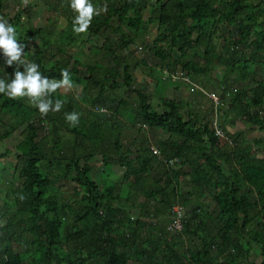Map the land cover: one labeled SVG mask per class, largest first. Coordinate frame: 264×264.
I'll use <instances>...</instances> for the list:
<instances>
[{
  "label": "trees",
  "instance_id": "obj_1",
  "mask_svg": "<svg viewBox=\"0 0 264 264\" xmlns=\"http://www.w3.org/2000/svg\"><path fill=\"white\" fill-rule=\"evenodd\" d=\"M38 1L66 25L58 28L48 18L40 27H23L25 9L8 17L6 0H0V16L21 28L24 59L49 79H61L67 68L82 90L53 93L64 106L47 116L27 98L0 94V145L24 126L15 146L0 149V264H264V157L227 129L241 119L249 132H264V0H91L106 11L80 34L73 32L70 0ZM149 24L156 25L150 42L142 37ZM76 44L91 56L76 58ZM137 45L147 53L140 60L130 50ZM217 66L223 83L237 74L241 84L229 89L219 125L231 144L219 140L206 117L185 116L184 102L163 98L156 110L151 96L134 87L137 68L180 70L196 79ZM15 70L0 50V79L10 82ZM119 89L136 97L132 127L166 134L157 142L160 156L146 137L134 150L125 145L112 119L93 114ZM117 104L115 110L128 115L130 104ZM72 112L79 114L75 127L66 120ZM9 155L11 179L4 180L1 160ZM96 156L103 172L112 174L114 165L122 175L99 182ZM62 181L73 185L74 196L61 191ZM176 204L185 208L183 228L171 233Z\"/></svg>",
  "mask_w": 264,
  "mask_h": 264
},
{
  "label": "rangeland",
  "instance_id": "obj_2",
  "mask_svg": "<svg viewBox=\"0 0 264 264\" xmlns=\"http://www.w3.org/2000/svg\"><path fill=\"white\" fill-rule=\"evenodd\" d=\"M25 9V12L21 18V25L23 27H25L26 25L28 26H33V27H40L42 25H44L48 18L49 21H57V27L58 28H63L66 25V20L65 18L61 17V16H56L55 14H51L48 12V8L47 6L43 5L42 2H39L38 0H27V3H25V0H6L5 5H4V13L7 14L8 17H13L18 10H23ZM150 10L149 8L146 9L144 11V20L146 21L149 16H150ZM77 15V13H74V19L75 16ZM47 22V23H48ZM17 31L20 32L21 28H17ZM156 35V25L154 24H149L144 30H143V34L142 37H144V39L148 40L149 42L153 40V38ZM36 44H39L37 39H34ZM217 40V39H216ZM94 44L96 45H100L102 44V40L94 38L92 41ZM139 45H142L141 43H138ZM78 44H76V46L74 47V49H72V52L74 53V56L76 58H78L79 60L83 61L86 60L87 58H89L91 55L88 52V50L84 47H77ZM138 46V45H137ZM133 52V56L136 59H142L144 54H147L146 52L144 53L142 51V53L137 52L136 51V46H132L130 49ZM24 56L26 54V50H24ZM151 59V58H150ZM148 60V62H150V64L152 62L151 60ZM160 68H154L152 69H146L145 67L143 68H137V70L134 72L135 77H136V81L134 82V87L135 88H139V89H143L144 91H146L147 94H149L151 96V105L154 109L159 110L158 109V104L160 102L161 99L165 98V99H175V100H179L182 102H189L192 100H196L199 101L198 98V94L192 91H184V94L179 93V91H181L182 86L180 85H176L174 86L177 81H173L171 80V77L169 76V71H167L166 73L162 72L160 73ZM151 71V72H150ZM180 71V70H179ZM211 76L212 79H208L210 77H206V76H201L198 77L199 79H203L204 81H202L205 85L206 88L205 90L201 88L200 82L198 81H194L193 79L189 78L193 84L196 83L197 86L202 89L201 92L202 94H204V96L208 97V94H215L218 98H219V103L217 106V116L215 115V112H213V116L212 114H209V107L207 108V121L210 123V125L212 126L213 121H217V124L220 125L222 122V119L224 118V110L227 108V106L229 105V99H230V90H236L238 89L241 84L239 82H231V77L227 80L228 83L225 84L223 83V68L221 66H217L214 67V69L211 72ZM161 74V76H160ZM235 75V74H233ZM232 75V77H233ZM163 79H162V78ZM170 78V79H169ZM206 78V81L205 79ZM218 82V83H217ZM179 84V83H178ZM193 84H184V89H187V87H193L196 88L195 85L193 86ZM224 87L228 89V91H224ZM198 89V90H200ZM82 90V85H75L73 83V87L70 90H65V89H58L57 90V96H66L68 94H79ZM214 90V91H213ZM112 94V93H111ZM209 98V97H208ZM136 97H134V94L130 97L127 98L126 94H125V90L123 89H119L118 91H116L115 93H113V96L111 98V101L109 102L108 100L105 99V102H100L96 105V107L93 108V114L96 116L101 117L102 119H112V121L114 123H116L118 126L122 129V134H123V139H125V141L128 143L131 135L133 134H139V133H143L145 135L146 138L150 139L153 143L152 145H154L155 148H157V140L158 137L161 136L162 131H151V132H142V131H136L130 124L129 121H135V112L133 110H131L132 106H134L135 104V100ZM210 99V98H209ZM127 101L128 104V109H127V113L128 115L125 114L124 111H122V108L120 107L119 109L115 110L118 106L117 102L118 101ZM211 101H213L211 99ZM214 102V101H213ZM187 107V108H186ZM190 108V109H189ZM193 109V111L195 112V108L194 106H185L182 108L181 112L184 113V115L186 116L189 112H191ZM214 110V108H213ZM133 111V112H132ZM215 111V110H214ZM210 115V116H209ZM212 118V120H211ZM24 126L18 128V130H16V132L13 133L11 138H8L7 140H5L3 142V144L0 145V149L7 147L10 148L12 146H15V144L20 140L21 138V132L23 131ZM146 131V130H144ZM128 139V140H127ZM255 140H261L260 144L256 145L254 143ZM130 144V143H129ZM242 146H251L252 151L254 154H256V156L258 157H264V132H260V131H255L254 133H249L246 138L243 140L242 142ZM13 160V156L9 155L8 158H4L1 160V162L7 167V171L5 172V174L3 175V179L4 180H10L11 179V168H10V164ZM93 161L95 162V166L97 168V171L94 172V177L99 181V182H104L107 180V178H109L110 180H115L118 179L123 172V169L117 167V166H112V174H110V172H108V170H106L105 172H103V168L104 166L102 165V161L101 158L96 156L94 157ZM106 169V168H105ZM104 169V170H105ZM102 170V171H101ZM110 176V177H109ZM185 183V179L182 180V187H181V192L183 194H185L188 191V187L186 185H184ZM61 191L64 192L66 195H68V197L70 196H74L73 194V185L71 183H68L66 181H62L61 182ZM79 193H82V190L79 191ZM2 193L0 195V204H1V199H2ZM187 207H191V205H188ZM138 212L137 211H133V215L135 216ZM253 259H256L254 256H252Z\"/></svg>",
  "mask_w": 264,
  "mask_h": 264
},
{
  "label": "clouds",
  "instance_id": "obj_3",
  "mask_svg": "<svg viewBox=\"0 0 264 264\" xmlns=\"http://www.w3.org/2000/svg\"><path fill=\"white\" fill-rule=\"evenodd\" d=\"M70 7L77 13L73 21V32L76 34L87 32L93 17L106 11L105 8L94 7L91 0H70ZM17 35V28L0 16V50L6 57V64H15L17 69L10 82L0 79V94L13 100L27 98V102L37 108L42 116H47L49 112H59L64 101L53 100L51 97L58 89L70 90L73 87L69 70L61 69L59 80L43 76L38 64L24 59L27 45L20 43ZM20 66H23V71L19 70ZM66 120L75 127L79 123V114L68 113Z\"/></svg>",
  "mask_w": 264,
  "mask_h": 264
},
{
  "label": "crops",
  "instance_id": "obj_4",
  "mask_svg": "<svg viewBox=\"0 0 264 264\" xmlns=\"http://www.w3.org/2000/svg\"><path fill=\"white\" fill-rule=\"evenodd\" d=\"M5 15H6V13H5ZM139 47V46H138ZM138 47H137V49H136V51L137 52H140V53H142V51H138ZM164 72V73H166L167 72V70H165V69H162V70H160V73H162V72ZM180 73H182L181 71H175L174 72V74H176V75H179ZM212 74V73H211ZM211 74H210V78H208L209 80L210 79H212V76H211ZM160 76H161V74H160ZM237 74H235V75H233V77H231V82H233V83H235L236 81H237ZM162 78V77H161ZM185 78L186 79H188V80H185ZM163 79V78H162ZM170 79V78H169ZM205 79V81H206V78H204ZM171 80H173V81H177V83L174 85V86H176V85H180V86H182V88H181V91H179V93H181V94H184V91L186 90L187 92L188 91H192V92H195V93H197L198 95V98H199V101H194V100H192V101H189V102H184V104H185V106H194V108H195V112L193 111V109H191L192 111V113H194L195 115H197V116H199L200 118H203V117H207V108L209 107L210 109H208L210 112H209V114H212V116H213V112H215V115L217 116V106H218V104H215L213 101H211V99H209L207 96H204V94H202V92H201V90L202 89H204L205 90V88H206V85L202 82V81H204L203 79H199L198 77L196 78V79H193L194 81H199L200 82V85H201V88L202 89H200L198 86H197V84L196 83H194L193 84V82L189 79V77H187L186 75H184L183 74V78H181V77H178V78H176V79H172L171 78ZM179 83V84H178ZM218 83V82H217ZM184 84H193V86L195 85V87L196 88H193V87H187V89H184ZM81 86V85H80ZM198 89H200V90H198ZM203 91V90H202ZM214 91V90H213ZM135 97V96H134ZM136 100V99H135ZM168 100H170V99H168ZM175 100V99H174ZM179 101V100H178ZM136 102V101H135ZM159 104H160V102H159ZM159 104H158V106H159ZM187 108V107H186ZM213 108H214V110H213ZM158 109H159V107H158ZM190 109V108H189ZM210 116V115H209ZM231 120H233L232 118H230ZM211 120H212V118H211ZM130 124V123H129ZM131 125V124H130ZM132 126V125H131ZM134 128V127H133ZM136 131H139V130H137L136 128H134ZM227 129H228V131L229 132H231L232 134H238V135H241L240 137V139H241V141H243L245 138H246V136L249 134V133H251V132H249L248 130H247V125H245L242 121H241V119H235V121H233L232 122V124L231 125H227ZM144 130H146V131H144ZM156 131H160V130H156ZM121 132H122V129H121ZM142 132H148V130L144 127V129L142 130ZM149 132H151V131H149ZM252 133H254V132H252ZM122 136H123V134H122ZM130 137V139H129V141H128V143L125 141V139H123V143L125 144V145H127L128 144V146H131L132 147V149L134 150V147H137L138 145H137V143L141 140L140 138H144L145 137V135L143 134V133H139V134H133V135H131V136H129ZM166 137V134L164 133V132H162V134H161V136L160 137H158V140L157 141H159V140H161V139H163V138H165ZM147 140H148V142L150 143V147H153L154 145H152L153 143H151L152 141L150 140V139H148V138H146ZM128 140V139H127ZM130 143V144H129ZM185 179V183H184V185H186L187 186V179L186 178H184ZM184 179H182V180H184ZM183 186V185H182Z\"/></svg>",
  "mask_w": 264,
  "mask_h": 264
},
{
  "label": "built area",
  "instance_id": "obj_5",
  "mask_svg": "<svg viewBox=\"0 0 264 264\" xmlns=\"http://www.w3.org/2000/svg\"><path fill=\"white\" fill-rule=\"evenodd\" d=\"M138 51H142V47H138ZM169 76L172 78V79H176L178 77H181L183 78V73H180L179 75H176V74H170L169 73ZM185 80H188L185 78ZM208 97L210 99H212L214 101L215 104H218L219 103V98L215 95V94H208ZM212 129L215 133V135L219 138V140L223 143H228V144H231V140L226 136V134L223 132V130L219 127V125L217 124V121L215 119V121H213L212 123ZM153 155L155 156H160V152L157 148H155L154 146L153 147H150ZM170 165H173V162L170 161L169 162ZM184 214H185V208L183 207V205L181 204H176L173 206L172 208V217H171V222L169 223L167 229L169 232L171 233H177V232H180L183 228V218H184Z\"/></svg>",
  "mask_w": 264,
  "mask_h": 264
}]
</instances>
